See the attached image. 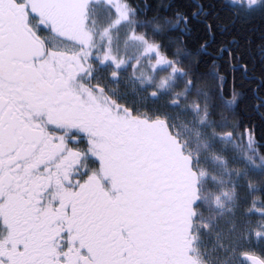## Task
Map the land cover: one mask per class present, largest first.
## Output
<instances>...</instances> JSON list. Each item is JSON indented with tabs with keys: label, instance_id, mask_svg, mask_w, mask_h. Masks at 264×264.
Returning a JSON list of instances; mask_svg holds the SVG:
<instances>
[{
	"label": "snow or ice",
	"instance_id": "obj_1",
	"mask_svg": "<svg viewBox=\"0 0 264 264\" xmlns=\"http://www.w3.org/2000/svg\"><path fill=\"white\" fill-rule=\"evenodd\" d=\"M0 264H264V0H0Z\"/></svg>",
	"mask_w": 264,
	"mask_h": 264
}]
</instances>
